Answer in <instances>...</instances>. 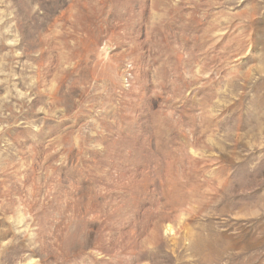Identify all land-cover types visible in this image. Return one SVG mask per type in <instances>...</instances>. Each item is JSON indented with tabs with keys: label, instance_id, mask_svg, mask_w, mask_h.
<instances>
[{
	"label": "rangeland",
	"instance_id": "obj_1",
	"mask_svg": "<svg viewBox=\"0 0 264 264\" xmlns=\"http://www.w3.org/2000/svg\"><path fill=\"white\" fill-rule=\"evenodd\" d=\"M0 264H264V0H0Z\"/></svg>",
	"mask_w": 264,
	"mask_h": 264
}]
</instances>
